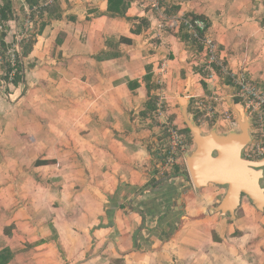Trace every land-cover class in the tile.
<instances>
[{
	"label": "crops",
	"instance_id": "obj_1",
	"mask_svg": "<svg viewBox=\"0 0 264 264\" xmlns=\"http://www.w3.org/2000/svg\"><path fill=\"white\" fill-rule=\"evenodd\" d=\"M43 1L9 0L8 27ZM159 1L171 20L162 33L144 0L113 12L109 0H56L22 57L32 64L23 83L6 88L0 71L8 264H264V212L244 198L236 219L210 214L225 188L196 190L187 157L163 170L166 129L180 128L184 106L204 133L238 131L237 116L222 118L240 108L235 86L205 80L201 47L180 20L203 18L228 69L264 88V0Z\"/></svg>",
	"mask_w": 264,
	"mask_h": 264
},
{
	"label": "built area",
	"instance_id": "obj_2",
	"mask_svg": "<svg viewBox=\"0 0 264 264\" xmlns=\"http://www.w3.org/2000/svg\"><path fill=\"white\" fill-rule=\"evenodd\" d=\"M56 0H45L32 8L25 10L24 33L16 35L14 42L15 49L9 50L8 55L11 58V64L15 67V51L19 52L21 43L29 40L35 34V25L32 19L34 13H40L42 9L51 6ZM148 6L160 14V20L156 27L159 33L165 31L166 27L171 25L170 18L160 12L159 0H144ZM180 30L187 33L199 47L203 56V68L205 70V80L214 83L219 79H229L236 88V98L242 108L241 114L249 118L251 123V134L253 141L243 152V158L250 161H260L264 158V88L261 87L247 72L232 73L225 65L219 54L217 42L208 35V24L204 19L183 17L180 20ZM7 23L0 21V33H9ZM11 33V31H10ZM7 57V56H4ZM3 59V51L0 50V62ZM11 74L10 81L13 80ZM214 97V96H213ZM212 99V98H211ZM216 99V98H215ZM213 99L214 101H216ZM211 102H214V101ZM204 102H197V111L203 114ZM161 108L159 109V111ZM199 123L202 121L199 120ZM234 126L237 124L234 122ZM168 139L163 148V170L166 172L175 167L179 160L186 158L189 153L188 140L182 130L174 125H168Z\"/></svg>",
	"mask_w": 264,
	"mask_h": 264
},
{
	"label": "water",
	"instance_id": "obj_3",
	"mask_svg": "<svg viewBox=\"0 0 264 264\" xmlns=\"http://www.w3.org/2000/svg\"><path fill=\"white\" fill-rule=\"evenodd\" d=\"M184 106V124L191 132L194 150L187 156L186 166L192 186L201 190L209 185L226 189L220 204L210 214L229 215L236 219L242 200L247 198L254 207L264 212V158L250 161L243 152L253 141L248 117L235 108L238 131L219 134L217 129L204 133L194 116Z\"/></svg>",
	"mask_w": 264,
	"mask_h": 264
},
{
	"label": "rangeland",
	"instance_id": "obj_4",
	"mask_svg": "<svg viewBox=\"0 0 264 264\" xmlns=\"http://www.w3.org/2000/svg\"><path fill=\"white\" fill-rule=\"evenodd\" d=\"M42 13L43 12L34 13L32 15V19H33L34 25H35V30L37 29V26H38V23L40 21V17L42 16ZM12 20H13L12 26L13 27L16 26L17 29H15V28L12 29V27L11 28H9V27L7 28V30H8L9 33L5 34V38L6 39L5 38L4 39L9 44H10V41H9L10 37H12V36L15 37L16 35H21L22 33H24V29H25L24 28V23H25L24 22L25 21V14H24V12L22 14L21 13L20 14L19 13L16 14V16L14 18H12ZM10 31H11V33H10ZM35 35H34V37H35ZM15 45H16V43L14 42V39H13L12 43L9 45L8 51L9 50H12V48L15 49ZM0 50H2L1 45H0ZM20 53H21V49H19V52L15 51V53H14L15 54V60H16V63H15V67L14 68H13V66L11 64V58H9L8 53H4L5 56H7V57H3L2 61L0 62V71L3 74V79H4L3 81L6 84V88L9 87V89L10 88L14 89L15 85L13 84L14 83L13 80H15L16 78H18V76H17L18 74H19V76H21L20 84H22L23 81H24V77H25L26 71L29 70L32 67V64L31 63H27L24 60V58L21 57ZM9 64L11 65V69L13 70V72H12V74H13L12 75L13 76V80H11V81L6 79V76H7V68H8V65ZM18 70H19V73H18ZM237 110L241 112L242 108L240 107ZM227 115L232 116V118L233 117H236V114L231 110V108L230 109L229 108L227 109L226 113L222 116V118L227 119L226 118ZM185 127H186V125L183 122L180 125V129L183 130ZM203 127L204 128H208L209 125H205ZM232 127H233L232 124L226 123V126H222V130L221 131L223 133H225V132H227V130H230V128H232ZM188 136H190V135H188ZM187 140H188V138H187ZM263 185H264V181H263Z\"/></svg>",
	"mask_w": 264,
	"mask_h": 264
},
{
	"label": "trees",
	"instance_id": "obj_5",
	"mask_svg": "<svg viewBox=\"0 0 264 264\" xmlns=\"http://www.w3.org/2000/svg\"><path fill=\"white\" fill-rule=\"evenodd\" d=\"M123 5L124 4L122 3V0H109V10L111 12L115 11L120 5ZM33 6V5H32ZM127 7H123L122 11H120V15H124L125 11H126ZM11 12H12V9H11V4L9 2V0H5V3L2 7H0V21L1 22H4V23H7L11 17ZM192 18H201V17H196V16H193ZM203 19V18H201ZM35 35V34H34ZM187 39H190L189 35L187 33H185ZM5 38V34L4 33H0V45H1V48H2V51H3V57L5 56L4 53H6L9 49V45L12 43L13 39H14V36L10 37V44L4 39ZM193 43L194 41L191 40ZM34 43H35V37L32 36L29 40H24L22 43H21V57H26L30 54V52L32 51L33 49V46H34ZM6 60V59H5ZM13 70L11 69V65L9 64L8 65V68H7V76H6V79L7 80H10V77H11V74H12ZM18 73H19V70H18ZM18 78H16L14 81V85L15 86H18L19 83H20V79H21V76H19V74L17 75ZM238 104V102H236ZM195 121L198 122V117L195 115ZM183 134L185 135H190V143L193 142V138L191 136V132L188 130L187 127H185L183 130H182ZM44 162H38V164H42ZM236 234H240V233H236ZM11 258H12V254L6 249V250H3L2 252H0V264H8L10 261H11Z\"/></svg>",
	"mask_w": 264,
	"mask_h": 264
}]
</instances>
